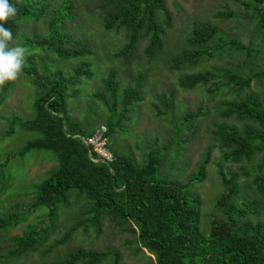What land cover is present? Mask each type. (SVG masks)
<instances>
[{
  "label": "trees",
  "instance_id": "1",
  "mask_svg": "<svg viewBox=\"0 0 264 264\" xmlns=\"http://www.w3.org/2000/svg\"><path fill=\"white\" fill-rule=\"evenodd\" d=\"M101 1L102 6L109 9L104 17L106 29L124 28L127 32L128 41L120 51L122 55L130 56L143 38L149 39L147 54L154 55L163 49L167 29L174 22L167 0ZM252 1L264 40V0ZM12 2L18 9V15L9 20L5 27L12 30L13 46L22 38L25 24L38 23L46 18L50 29L47 38L40 40L34 33L21 44L27 52L32 51L25 59L23 69L33 77L37 95L34 117L19 121V125L23 130L39 132L40 136L29 140L18 154L23 157L32 150L50 151L58 161L50 176L37 185L33 206L50 208V216L54 220L64 208L69 209L76 203L86 204L75 215L74 225L57 244L68 242L82 227L87 232L95 230L101 233L104 219L108 217L121 227L130 224L129 230L137 236L140 244L138 253L150 251L156 256L155 264H264V219L254 217L262 210L261 201H248L240 196L243 192L241 179L244 176L250 178V172L231 170L226 173L221 169L225 190L217 200L216 207L223 216L213 220L209 232H205L201 225V201L191 196L185 188L195 181L206 179L212 148L207 149L198 164L197 174L185 184L159 176V168L163 167L169 144L148 151L142 164L135 157L117 153L113 149L116 156L114 162L99 161V155L86 141L97 127L89 120L82 124L71 119L69 99L78 94L82 78L90 77L93 73L91 62L83 58L94 54L90 44L74 43L73 36L66 32L67 20L74 18V4L66 2L64 10H56L53 0ZM218 15L221 17L225 14ZM219 34V28L206 21L194 28L189 40L192 45L203 47ZM206 52L204 49H184L173 56L172 66L196 65ZM50 53L65 61L79 60L80 63L68 74L63 68L52 71L49 64L39 72L33 59L46 61L42 54ZM216 78L217 73L211 71L187 74L180 78L179 85L192 90ZM143 80L144 77L139 76L135 84L123 88L117 71L111 70L103 79L105 91L96 95L109 106L112 116L121 102L123 119H127L133 105L145 98ZM237 80L241 89L251 84L248 77L240 76ZM11 85L12 82L5 84L0 90V104L7 98ZM121 90L123 93L120 96ZM108 96L113 104H110ZM161 104L165 110L156 105L160 115L174 106V98L162 95ZM225 106V115L234 116L244 124L240 126L226 122L219 125L217 134L225 149L224 158L228 162L241 163L253 160L256 155L262 156L259 163L253 166L260 173L249 185L255 188L264 202V100L249 95L227 102ZM198 116L199 112H188L185 121ZM111 119L107 120L110 138L114 132ZM4 169L0 165V175H5ZM20 222L21 216L16 213L0 217V231L10 230ZM47 236L48 229L45 227L30 226L23 235L14 237L17 248L9 254L15 257L33 251ZM50 264L124 263L123 255L118 250L77 247Z\"/></svg>",
  "mask_w": 264,
  "mask_h": 264
},
{
  "label": "rangeland",
  "instance_id": "2",
  "mask_svg": "<svg viewBox=\"0 0 264 264\" xmlns=\"http://www.w3.org/2000/svg\"><path fill=\"white\" fill-rule=\"evenodd\" d=\"M66 2L74 4V18L67 20L66 32L73 36L74 43L90 44L94 50L93 55L83 58L91 62L92 76L83 77L78 94L69 99L71 119L82 124L89 120L98 128L107 125V120L112 118L111 149L135 157L139 164L144 162L148 151L169 144L159 176L180 184L187 183L191 176L197 174L198 164L207 149L212 148L206 179L185 188L201 201L203 230L209 232L213 220L223 216L216 207L225 190L221 169L226 173L231 170L250 172V178L244 176L241 179L243 192L240 196L248 201H261L262 210L254 217L264 219L262 197L249 185L260 173L253 166L262 156L256 155L253 160L241 163L228 162L217 134L222 123L244 124L234 116L225 115L227 102L249 95L264 100V40L258 28L253 1L167 0L174 22L167 29L163 49L154 55L147 54L149 39L143 38L130 56L120 53L128 41L125 29H106L104 17L109 9L102 6L101 0H53V6L56 10H64ZM219 13L225 15L220 17ZM206 21L216 25L220 34L206 46L192 45L189 40L192 31ZM34 33L40 40L49 36L46 18L38 23L25 24L17 45L21 46ZM69 45L73 46L72 43ZM184 49H204L207 52L196 65L174 68L173 56ZM29 54L32 51L26 53V59ZM42 58L47 62L33 59L39 72L49 64L52 71L63 68L68 74L80 63L79 60L65 61L53 53L42 54ZM111 70L117 71L123 88L135 84L139 76L144 77L145 98L133 105L127 119H123L121 102L112 116L109 106L96 95L105 91L103 79ZM207 71L217 73V78L211 83L192 90L180 87L181 77ZM240 76L250 78V86L241 89L237 82ZM122 93L121 90L119 95ZM7 95L0 104V165L6 172L0 175V217L16 213L21 216V222L10 230L0 231V264H50L77 247L118 250L123 255L124 264H155L156 256L150 251L138 253L140 244L137 236L129 230L131 225L121 227L108 217L104 219L101 233L95 230L87 232L82 227L68 242L57 244L74 225L75 215L86 204L76 203L69 209L64 208L54 220L50 216V208L33 206L37 185L50 176L58 161L50 151L32 150L23 157L18 154L29 140L40 136L39 132L23 130L19 125V121L30 119L35 114L37 85L33 77L23 69L17 80L12 82ZM162 95L173 97L174 106L160 115L156 105L165 110L161 104ZM107 98L113 104L112 98ZM188 112H199V116L187 122L185 116ZM34 225L48 229L47 238L35 250L11 256L9 252L17 248L14 237L23 235Z\"/></svg>",
  "mask_w": 264,
  "mask_h": 264
},
{
  "label": "clouds",
  "instance_id": "3",
  "mask_svg": "<svg viewBox=\"0 0 264 264\" xmlns=\"http://www.w3.org/2000/svg\"><path fill=\"white\" fill-rule=\"evenodd\" d=\"M18 15L12 0H0V86L14 82L23 71L27 49L11 43L12 30L5 25Z\"/></svg>",
  "mask_w": 264,
  "mask_h": 264
},
{
  "label": "built area",
  "instance_id": "4",
  "mask_svg": "<svg viewBox=\"0 0 264 264\" xmlns=\"http://www.w3.org/2000/svg\"><path fill=\"white\" fill-rule=\"evenodd\" d=\"M86 141L88 145L93 147V150L99 155L100 159L107 163L115 161L116 156L110 147V137L108 135L107 125L103 124L99 126L96 132L87 138Z\"/></svg>",
  "mask_w": 264,
  "mask_h": 264
},
{
  "label": "water",
  "instance_id": "5",
  "mask_svg": "<svg viewBox=\"0 0 264 264\" xmlns=\"http://www.w3.org/2000/svg\"><path fill=\"white\" fill-rule=\"evenodd\" d=\"M99 161H103V162H105L104 160H102V159H99Z\"/></svg>",
  "mask_w": 264,
  "mask_h": 264
}]
</instances>
